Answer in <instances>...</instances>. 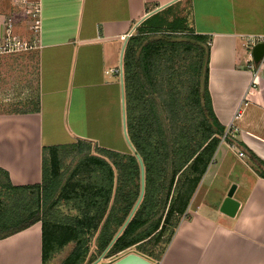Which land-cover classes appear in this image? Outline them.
Instances as JSON below:
<instances>
[{
  "label": "crops",
  "instance_id": "0c3cea01",
  "mask_svg": "<svg viewBox=\"0 0 264 264\" xmlns=\"http://www.w3.org/2000/svg\"><path fill=\"white\" fill-rule=\"evenodd\" d=\"M37 2L34 30L26 11ZM5 14L24 17L12 18V30L31 48L9 53L33 62L26 98L40 101L38 112L0 114V167L18 186L42 182L44 147L132 149L124 55L140 30L180 25L208 37L213 111L224 128L238 112L236 130L221 140L158 264H264V66L249 69L244 46L264 35V0H0L3 41ZM232 185L235 203L224 208ZM0 264H44L40 221L0 239Z\"/></svg>",
  "mask_w": 264,
  "mask_h": 264
},
{
  "label": "trees",
  "instance_id": "16d2710c",
  "mask_svg": "<svg viewBox=\"0 0 264 264\" xmlns=\"http://www.w3.org/2000/svg\"><path fill=\"white\" fill-rule=\"evenodd\" d=\"M187 29L149 26L128 42L124 77L131 150H93L84 140L44 147L39 184L14 185L0 167V239L40 221L44 264L70 243L60 264H84L103 253L115 257L132 247L150 261L162 259L225 131L209 93V39ZM161 31L172 33L159 36ZM177 32L184 33L183 40L173 38ZM39 110L40 101L31 99L28 108L6 113ZM137 153L145 170L144 196L110 245L140 195ZM70 154L74 167L65 164ZM160 241L165 245L158 252Z\"/></svg>",
  "mask_w": 264,
  "mask_h": 264
},
{
  "label": "rangeland",
  "instance_id": "374dc122",
  "mask_svg": "<svg viewBox=\"0 0 264 264\" xmlns=\"http://www.w3.org/2000/svg\"><path fill=\"white\" fill-rule=\"evenodd\" d=\"M3 20L6 18H13L16 22L20 23V20L24 17H20V15H13L9 16L5 14ZM2 23V22H1ZM16 27V26H15ZM24 30H26V33L28 36H33V33L35 34L34 30H31L30 26H21ZM169 33H172L169 31ZM168 32L161 31L158 33L159 36H169ZM13 34V32H12ZM14 36H20L18 34H13ZM175 35L176 40H183L185 35L184 33L177 32ZM3 37V36H2ZM2 37H0V42L3 43ZM5 37V36H4ZM32 38V37H31ZM5 40V38H4ZM186 40V39H185ZM18 54V53H16ZM163 60H161L162 62ZM29 66L25 64V59H23L18 55L10 54L9 52H3L0 48V114L11 112L16 109H26L28 108V102L30 101L27 99V95H29V88L32 87L33 82V62L28 64ZM167 123V122H166ZM118 146L121 147L122 143H118ZM222 148H225L226 146H221ZM93 148V147H92ZM94 150V148H93ZM72 153V152H71ZM75 160V156L69 155L67 160L65 161V164H70ZM74 167V164L72 165ZM71 167V168H72ZM213 169V168H212ZM211 169V170H212ZM209 179V178H208ZM207 182V180L205 181ZM205 186V185H204ZM230 190V189H229ZM194 200V199H193ZM65 207V206H64ZM65 211H69L67 208H63ZM167 235V234H166ZM167 236L163 237L166 238ZM164 240V239H163ZM155 250H159L158 252H161L164 248V242L160 241L157 244ZM73 244L70 243L63 249H61L58 253L55 254L54 258L50 261L49 264H60L63 259L67 256V254L71 251ZM165 247H168L167 245ZM165 250V249H164ZM135 247H132L130 249H127L125 252L120 253L118 256L115 257H105L104 253L97 258L95 257L94 260L91 259L89 256L88 259L84 264H92L94 262H97V264H110L112 261H114L117 257H122L123 255L127 254L128 252H134ZM95 252V243L92 244L91 247V253ZM164 252V251H163ZM153 262V261H151ZM160 261H158L159 263ZM155 263V262H153Z\"/></svg>",
  "mask_w": 264,
  "mask_h": 264
},
{
  "label": "built area",
  "instance_id": "2783aa9c",
  "mask_svg": "<svg viewBox=\"0 0 264 264\" xmlns=\"http://www.w3.org/2000/svg\"><path fill=\"white\" fill-rule=\"evenodd\" d=\"M26 13L31 19L32 29L38 30L41 24V6L39 2H37L36 4H32L31 7L27 9ZM12 23H13L12 18L5 19V23H4V25L6 26L5 33H4L5 40L0 46L1 50L3 52H13L17 50H25V49L31 48V45L24 43L21 39H19L18 37L12 34L13 32ZM133 33H134V30H132L128 35L133 36L134 35ZM261 42H264V35L247 36L245 38L244 46L248 52L247 66L249 69L255 72H257V70L259 71L262 68V66H264V55L262 59L260 60V62L258 63L254 62L253 55H252L253 47L256 44L261 43ZM208 44L210 45L211 41H209ZM237 117H238V112L234 115L232 121L225 127L224 134L222 135V138H221L222 141L231 142V140H233L232 139L234 136L233 134H234V131L236 130L234 120ZM153 264H158V262H155Z\"/></svg>",
  "mask_w": 264,
  "mask_h": 264
},
{
  "label": "water",
  "instance_id": "95a60500",
  "mask_svg": "<svg viewBox=\"0 0 264 264\" xmlns=\"http://www.w3.org/2000/svg\"><path fill=\"white\" fill-rule=\"evenodd\" d=\"M252 55H253V60L255 63L260 62V60L262 59L263 55H264V42L258 43L253 47L252 50ZM139 163H140V168H141V190H140V195L139 198L137 200V202L135 203L131 213L129 214L125 224L122 226V228L118 231V233L116 234V236L114 237V239L112 240V242L110 243V245L116 240V238L120 235V233L122 232V230L124 229V227L127 225V223L129 222V220L131 219V217L133 216L135 210L137 209L139 203L141 202L143 196H144V192H145V170H144V164L143 161L141 159V156L137 153L136 154ZM235 189V185H232V187L230 188L229 192L227 193L225 202H224V208L226 207V205L228 203H233V192ZM235 203V202H234ZM236 206H237V202H236ZM232 214L234 213V210H232L231 212ZM109 245V246H110ZM92 264H97V262H94ZM111 264H153V262H151L150 260H148L147 258L131 252L128 253L127 255L121 257L120 259H118L117 261L111 263Z\"/></svg>",
  "mask_w": 264,
  "mask_h": 264
}]
</instances>
